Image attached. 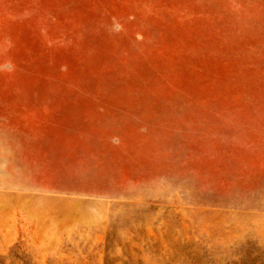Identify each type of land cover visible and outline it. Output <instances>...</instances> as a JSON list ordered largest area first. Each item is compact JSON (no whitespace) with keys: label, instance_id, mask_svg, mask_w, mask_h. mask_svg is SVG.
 Instances as JSON below:
<instances>
[{"label":"rangeland","instance_id":"rangeland-1","mask_svg":"<svg viewBox=\"0 0 264 264\" xmlns=\"http://www.w3.org/2000/svg\"><path fill=\"white\" fill-rule=\"evenodd\" d=\"M0 264H264V0H0Z\"/></svg>","mask_w":264,"mask_h":264}]
</instances>
